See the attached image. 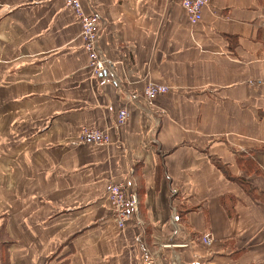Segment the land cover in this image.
I'll return each mask as SVG.
<instances>
[{
	"label": "crops",
	"instance_id": "crops-1",
	"mask_svg": "<svg viewBox=\"0 0 264 264\" xmlns=\"http://www.w3.org/2000/svg\"><path fill=\"white\" fill-rule=\"evenodd\" d=\"M82 2L105 75L64 0H0V264H264V0H210L196 25L182 0ZM147 82L169 87L151 107ZM109 182L139 197L124 235Z\"/></svg>",
	"mask_w": 264,
	"mask_h": 264
},
{
	"label": "built area",
	"instance_id": "built-area-1",
	"mask_svg": "<svg viewBox=\"0 0 264 264\" xmlns=\"http://www.w3.org/2000/svg\"><path fill=\"white\" fill-rule=\"evenodd\" d=\"M83 0H64L65 7L72 11L80 24V37L82 47L87 55V67L94 76L105 75L110 71L112 63L106 60L98 49V19L94 14L87 13ZM210 0H182L181 7L186 14L189 24L196 25L201 21L202 10L209 4ZM260 84V81L255 82ZM169 87L166 85L147 82L143 90V98L147 105L151 107L156 97L167 94ZM128 113L126 110H120L117 115L116 127L123 126L127 121ZM76 141L81 145H92L96 147H105L110 144V136L107 130H98L94 128L81 127L77 133ZM245 162L249 160V155H245ZM261 169V168H260ZM255 173L261 174L264 192V169ZM105 196L108 200L114 221L119 227H123L126 221L134 219L138 212V200L135 192L128 190L125 184L109 182L105 186ZM211 236L205 235L201 238L204 245L211 244Z\"/></svg>",
	"mask_w": 264,
	"mask_h": 264
},
{
	"label": "rangeland",
	"instance_id": "rangeland-1",
	"mask_svg": "<svg viewBox=\"0 0 264 264\" xmlns=\"http://www.w3.org/2000/svg\"><path fill=\"white\" fill-rule=\"evenodd\" d=\"M257 85V83H251V85ZM245 179V178H244ZM248 182V181H247ZM137 195V194H136ZM137 200H138V212H137V214L139 213V197H138V195H137ZM131 220H133V219H131ZM130 220V221H131ZM129 220L128 221H126V223H125V225L123 226V227H119L117 224H116V221H114V218H113V214H112V212H111V214L108 216V219H107V224H109L110 226H112L113 228H115L119 233H120V235H124L125 234V228H126V226H127V224L130 222ZM134 223V222H133ZM135 224V223H134ZM135 227H136V225H135ZM141 227H143L144 228V226H143V223L142 222H140V227H138V230L142 233L143 232V229L141 228ZM206 234H204V235H200V236H198L197 238H196V241L201 245V247H200V249H202V252L204 253L202 256H204V257H206L205 255H207V253H208V250L212 247V245H213V238H211L212 239V241H211V244L210 245H204V244H202V242H201V238L203 237V236H205ZM123 238H124V236H123ZM185 246V245H184Z\"/></svg>",
	"mask_w": 264,
	"mask_h": 264
},
{
	"label": "trees",
	"instance_id": "trees-1",
	"mask_svg": "<svg viewBox=\"0 0 264 264\" xmlns=\"http://www.w3.org/2000/svg\"><path fill=\"white\" fill-rule=\"evenodd\" d=\"M263 154H264V147H262V148H260L259 149ZM228 178L229 179H235L236 181H237V183L239 184V186H241V188L245 191V192H247L248 191V194H249V183L247 182V180L246 179H244V178H233V177H230L229 175H228Z\"/></svg>",
	"mask_w": 264,
	"mask_h": 264
}]
</instances>
